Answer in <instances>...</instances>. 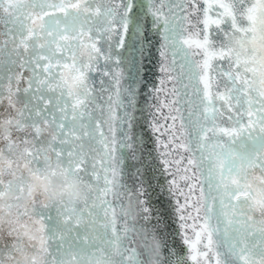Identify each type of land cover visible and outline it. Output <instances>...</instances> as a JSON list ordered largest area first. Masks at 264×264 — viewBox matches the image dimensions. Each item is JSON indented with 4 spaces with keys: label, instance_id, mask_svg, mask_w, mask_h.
<instances>
[{
    "label": "snow or ice",
    "instance_id": "6c2138e0",
    "mask_svg": "<svg viewBox=\"0 0 264 264\" xmlns=\"http://www.w3.org/2000/svg\"><path fill=\"white\" fill-rule=\"evenodd\" d=\"M0 264H264V0H0Z\"/></svg>",
    "mask_w": 264,
    "mask_h": 264
}]
</instances>
